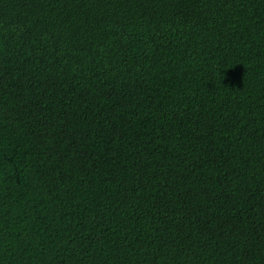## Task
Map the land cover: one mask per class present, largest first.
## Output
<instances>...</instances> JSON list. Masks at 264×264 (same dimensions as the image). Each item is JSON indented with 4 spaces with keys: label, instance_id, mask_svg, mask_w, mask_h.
<instances>
[{
    "label": "trees",
    "instance_id": "obj_1",
    "mask_svg": "<svg viewBox=\"0 0 264 264\" xmlns=\"http://www.w3.org/2000/svg\"><path fill=\"white\" fill-rule=\"evenodd\" d=\"M0 264H264V0H0Z\"/></svg>",
    "mask_w": 264,
    "mask_h": 264
}]
</instances>
